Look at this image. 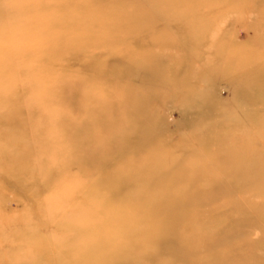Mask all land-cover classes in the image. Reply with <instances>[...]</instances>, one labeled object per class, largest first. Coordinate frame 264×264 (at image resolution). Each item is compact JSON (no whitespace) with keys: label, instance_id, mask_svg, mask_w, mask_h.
<instances>
[{"label":"rangeland","instance_id":"obj_1","mask_svg":"<svg viewBox=\"0 0 264 264\" xmlns=\"http://www.w3.org/2000/svg\"><path fill=\"white\" fill-rule=\"evenodd\" d=\"M128 197L264 264V0H0V264L142 257L94 244Z\"/></svg>","mask_w":264,"mask_h":264},{"label":"bare ground","instance_id":"obj_2","mask_svg":"<svg viewBox=\"0 0 264 264\" xmlns=\"http://www.w3.org/2000/svg\"><path fill=\"white\" fill-rule=\"evenodd\" d=\"M138 140H136V144H144L143 142L145 140L143 136H140ZM147 149L151 152L150 147ZM122 168L123 167L119 166V170L123 172L135 170V166L126 167L124 170H121ZM115 178L117 179L119 177L116 176ZM136 181V176L126 173L124 179L121 180V182H123L121 184H123L124 187H129V184L135 186L136 183L134 182ZM120 193V191L116 192L115 195ZM166 201L168 200L163 198L152 201L149 198L140 199V197H128L122 204L116 206L118 207L117 209L112 205V201L101 202L99 200V209L96 208L95 211L103 215L104 222L93 227V230L98 232L94 240L95 246L102 247L104 246L103 244L112 240L114 241L113 244L116 243L117 246H122L125 251L129 249L145 251L142 257L138 255L137 258H124L123 255L125 254H122L120 258L126 259V264H194L193 257L197 256V251L206 248L208 241H199L198 237L190 239L188 237L185 239L183 237L184 233L190 234V236L196 233L195 229L191 227L188 228L185 223L187 220L191 219L190 217L192 215L196 214V211H199L200 204L207 205L208 201L205 199L188 200L186 202L191 203L190 205L192 206L187 209L180 205L176 207L165 205ZM175 201L177 203H183L185 200ZM151 204L157 205L152 207L153 205L150 206ZM119 206H121L120 209ZM88 231L89 228L86 232L83 231L81 233L85 234ZM211 241L213 242L214 239ZM211 241L209 242L212 243ZM183 252H186L187 256H185ZM99 253L98 249V254ZM204 254L210 255L209 264L229 263L221 262L214 253L205 252ZM168 255L173 256L174 260L165 261L164 257ZM157 256H160V259H156ZM197 264H204V262L199 259L197 260Z\"/></svg>","mask_w":264,"mask_h":264}]
</instances>
